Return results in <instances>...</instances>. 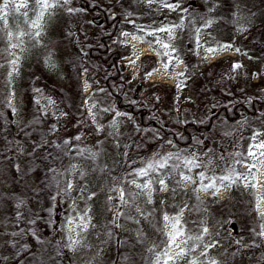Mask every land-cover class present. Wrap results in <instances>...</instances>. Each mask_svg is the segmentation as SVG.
I'll return each mask as SVG.
<instances>
[{
  "label": "rangeland",
  "instance_id": "1",
  "mask_svg": "<svg viewBox=\"0 0 264 264\" xmlns=\"http://www.w3.org/2000/svg\"><path fill=\"white\" fill-rule=\"evenodd\" d=\"M106 1L120 6L128 0ZM50 2L55 6L45 11L39 29L31 23L40 11L35 8V0H13L6 10V23L0 12V108L8 107L14 121L18 120L22 100L21 91H17L18 82L23 65L29 62H39L71 94L76 93L80 84L81 94L87 98L91 95L86 72L81 71L78 78L75 67L62 60L60 44L54 42L63 10L75 11L76 1ZM21 3L27 6L17 9L15 5ZM251 5L250 0H129L122 15L123 30L118 43L129 84L135 86L145 71L139 90L145 89L147 94L159 98L158 109L163 110L165 118L178 124L203 110V103L209 104L233 86H243L252 94L264 92V11H254ZM228 7L232 9V21ZM165 26L171 32L156 31ZM8 32L13 34L11 42ZM209 48L215 51H207ZM13 60L15 65L11 63ZM10 71L13 74L9 82ZM160 85L163 87L157 88ZM86 110L108 157L99 172L86 163H70L68 211L52 226L53 239L46 243L49 248L46 264H61V253L72 264H155L157 255L168 243L170 225L166 226L164 217L178 213L184 236L177 237L176 244L185 248L187 254L176 264H190L193 260L196 264H225L224 236L229 235L227 238L232 240L237 221H233L232 214L224 218L223 202L232 200L239 190L244 194L248 211L253 207L258 217L259 238L264 249V235H260L264 230V148L259 147L264 143V113L241 122L216 123L188 149H167L162 142L143 148L139 144L138 151L126 158L123 145L128 143V126L95 101L87 102ZM69 123L62 128V134L70 127ZM250 147L254 155L249 154ZM157 155H179L181 160L194 155L199 157L201 166L191 171L183 167L173 190L167 185L166 173L167 187L157 183L155 194L154 183L149 193L131 181L145 183L149 177H138L134 172ZM173 162L179 163L175 159L168 163ZM181 173L187 179H182ZM237 174H241L238 181ZM226 175L232 179L216 180L213 187H208V177ZM97 179H102V183L96 182ZM120 191L125 194L123 201ZM85 223L87 226L82 227ZM35 229L30 244L41 235L38 227ZM188 236L200 239L188 240L185 245L182 241ZM176 244L168 248L173 257L179 251ZM53 246L58 247L56 251ZM9 261L3 256L0 264H9ZM168 264L173 261L169 260Z\"/></svg>",
  "mask_w": 264,
  "mask_h": 264
},
{
  "label": "trees",
  "instance_id": "2",
  "mask_svg": "<svg viewBox=\"0 0 264 264\" xmlns=\"http://www.w3.org/2000/svg\"><path fill=\"white\" fill-rule=\"evenodd\" d=\"M75 1V11L63 10L54 42L60 44L62 60L75 67L78 78L81 71L86 72L91 95L83 96L80 84L76 95L71 94L39 62H29L23 65L17 87L22 95L18 120L14 121L8 107L0 108V263L5 256L10 259L9 264H46V243L53 239L52 226L68 211L70 163H86L92 170H103L108 156L102 138L96 136L90 123L87 102L102 105L128 126V143L123 145L126 158L138 151L139 144L143 148L162 142L167 149H188L216 123L241 122L264 113V92L252 94L243 86H233L209 104L203 103V110L183 118L180 124L165 118L163 110L158 109L161 100L145 89L139 90L145 71L132 87L122 67L123 54L118 43L123 30L122 15L129 0L120 6L106 0ZM250 1L254 11H264V0ZM228 10L231 19L232 9ZM67 121L70 127L62 134ZM183 167L165 170L170 190ZM96 182L101 184L102 179ZM243 196L239 190L232 200L223 202L224 218L232 214L233 221H237L232 240L227 238L229 235L224 236L225 264H264L259 220L253 207L248 211ZM16 222L19 227L15 228ZM35 227L41 235L30 244ZM60 256L61 264H72L64 254Z\"/></svg>",
  "mask_w": 264,
  "mask_h": 264
},
{
  "label": "snow or ice",
  "instance_id": "3",
  "mask_svg": "<svg viewBox=\"0 0 264 264\" xmlns=\"http://www.w3.org/2000/svg\"><path fill=\"white\" fill-rule=\"evenodd\" d=\"M57 2H59V0H57ZM63 2L66 4L69 2V0H63ZM13 3V0H2V5H0V12L3 13V17L2 19L5 21V23L7 22V17H8V12L6 11L10 5ZM27 5L24 3L21 4H16L15 7L17 9L21 8V7H26ZM55 5L53 3L50 2V0H35V8H39L40 11L36 14V19L31 21V23L33 24L34 27H36L37 29H39L41 27L40 21L44 18V13L47 9L54 7ZM170 7H174V6H170ZM69 11H71V9H69ZM26 15V13H25ZM156 31H169L171 32V29L165 27H162L160 29H157ZM39 30L36 31L35 35H39ZM149 34H153V33H149ZM8 37H9V41L11 42V38H12V33L8 32L7 33ZM157 42H160L159 40H157ZM13 47H15L16 45L13 44ZM165 47H168V45H164ZM227 47V46H225ZM207 51L209 52H214L215 49H207ZM13 65H15L16 61L13 60L11 62ZM234 67L238 68L239 65H234ZM13 71H15V69L13 68ZM13 72H9V82H10V78L12 76ZM259 147L264 148V143L260 144ZM249 154L250 155H254V153H252L251 147L249 149ZM175 159L176 161H179L178 164H172L169 165V161ZM235 163L240 164L243 163L242 161H236ZM183 165L184 167H187L189 171H191V169L193 167H200V163H199V157L196 156H191V157H185L184 159L181 160V158L179 157V155L173 157L172 155H167V156H160L157 155L155 157H153L151 160L146 161L145 165L140 168L135 170L134 175L138 176V177H149V179L143 183V184H139L136 182V180L134 179L133 181H131V183L135 184V186L137 188H141L143 190H148L149 193L151 192V185L154 183H159L161 186H163L164 188L167 187L166 182H165V175L166 172L165 170L170 169V168H177L180 165ZM252 167V166H249ZM201 179H204V174L201 173L200 174ZM241 177V174H237L236 176V180L238 181ZM181 178L182 179H187V177H185L183 175V173H181ZM209 179V185L208 187H213L215 184L216 180H221V181H228L231 180L232 178L230 176H222V177H208ZM254 186V185H253ZM120 199L123 201L124 200V192L120 191ZM91 197H89L90 199ZM182 211V210H181ZM262 218H264V214H262ZM165 219V224L166 226L170 225V231L167 234L168 235V243L166 248L164 249V251L157 255L156 257V262L155 264H168L169 260L173 261V264H176V261H179L181 259H184V257L186 256V250L185 248H181L180 244H176V240L177 237H181L184 236V231L182 226L180 225V214L178 213L176 216L174 217H169L167 215H165L164 217ZM87 224H83L82 227H86ZM205 232H207V229H204ZM260 235H264V230H262V232L260 233ZM200 239L199 236H188L185 240L182 241V243H184L185 245H187V241L188 240H198ZM173 244H176V247L179 248V251L176 253L175 257L171 256L168 253V248H170ZM189 251H194V249H190ZM203 254V253H201ZM162 258L163 259L162 261ZM190 264H196L195 260L191 261Z\"/></svg>",
  "mask_w": 264,
  "mask_h": 264
}]
</instances>
